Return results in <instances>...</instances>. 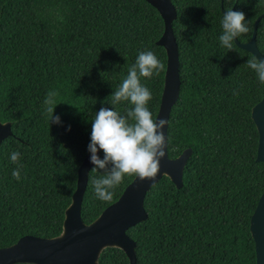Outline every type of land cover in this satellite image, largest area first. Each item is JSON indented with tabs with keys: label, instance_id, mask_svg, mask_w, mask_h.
Listing matches in <instances>:
<instances>
[{
	"label": "trees",
	"instance_id": "obj_1",
	"mask_svg": "<svg viewBox=\"0 0 264 264\" xmlns=\"http://www.w3.org/2000/svg\"><path fill=\"white\" fill-rule=\"evenodd\" d=\"M172 1L181 88L168 121V153L175 158L191 148L192 154L183 186L164 175L145 197L148 218L127 233L136 242L137 264H256L250 221L264 190V161L257 160L252 108L264 84L246 63L255 55L235 40L232 50L224 48L219 37L223 8L245 13L249 31L237 37L241 42L263 15L257 45L264 55V0ZM164 29L147 0H0V120L12 123L0 147V248L27 234L62 232L79 166L90 154L91 121L102 107H113L110 96L146 50L164 64L158 75L141 79L156 119L167 68L158 44ZM49 91L59 92L60 124L44 111ZM114 107L126 114L131 104ZM14 151L21 154L19 180L12 176ZM94 167L82 204L86 223L135 177L125 175L112 200L102 201L92 180L105 172ZM100 263L131 264L117 247L104 249Z\"/></svg>",
	"mask_w": 264,
	"mask_h": 264
},
{
	"label": "water",
	"instance_id": "obj_2",
	"mask_svg": "<svg viewBox=\"0 0 264 264\" xmlns=\"http://www.w3.org/2000/svg\"><path fill=\"white\" fill-rule=\"evenodd\" d=\"M162 15L165 29L158 44L167 52V68L164 89L156 119L169 121L173 105L179 98L181 88L180 59L173 21L178 12L172 0H147ZM234 11V8H232ZM225 13L227 9H222ZM260 15L254 25L250 40L236 44L264 61V55L257 45V29ZM252 118L259 132L257 160L264 161V96L252 108ZM166 137L165 156L161 168L154 180L141 182L134 177L124 189L121 196L92 222L86 223L82 218V204L88 186L89 173L93 166L88 154L78 169L77 187L72 201L65 210L62 232L54 237H40L27 234L12 245L0 248V264L35 263V264H101L100 256L107 247L122 249L131 264H137L136 242L127 230L148 218L145 209V197L149 189L164 175L170 177L177 187L183 186V174L192 149L187 148L175 158L168 153V124L163 129ZM12 134V123L0 120V147L5 138ZM101 151L98 153L100 156ZM250 230L255 241L256 264H264V190L251 216Z\"/></svg>",
	"mask_w": 264,
	"mask_h": 264
},
{
	"label": "clouds",
	"instance_id": "obj_3",
	"mask_svg": "<svg viewBox=\"0 0 264 264\" xmlns=\"http://www.w3.org/2000/svg\"><path fill=\"white\" fill-rule=\"evenodd\" d=\"M221 25L223 32L219 40L229 50L233 49L235 38L249 31L245 13L233 11L232 8H227ZM246 63L257 74L260 83L264 84V61L252 56ZM163 68L164 64L153 51L139 52L135 64L129 67L128 74L110 96L109 103L113 107H102L91 121L89 152L90 162L95 165L92 171L99 169L105 172L104 176L92 180V184L96 197L102 201L112 200V189L123 181L125 175H135L143 182L154 180L160 171L161 160L166 154L163 129L168 121L154 119L148 107L152 92L141 79L158 75ZM58 96V91H49L43 102L51 124L61 123L60 116L54 115ZM122 101L131 104L126 114H121L114 107ZM101 150L103 159L98 154ZM20 158L19 151L10 154L11 162L17 164L12 171V176L17 180L23 167L19 164Z\"/></svg>",
	"mask_w": 264,
	"mask_h": 264
}]
</instances>
